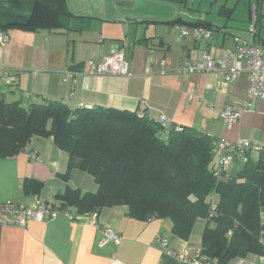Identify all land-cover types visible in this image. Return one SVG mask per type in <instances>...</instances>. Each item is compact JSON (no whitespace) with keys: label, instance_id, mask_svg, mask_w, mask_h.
Here are the masks:
<instances>
[{"label":"crops","instance_id":"0c3cea01","mask_svg":"<svg viewBox=\"0 0 264 264\" xmlns=\"http://www.w3.org/2000/svg\"><path fill=\"white\" fill-rule=\"evenodd\" d=\"M26 1L23 13L0 8V32L9 39L0 46V64L17 75L16 86L7 89L11 100L21 104L57 101L71 110L99 106L133 112L142 108L149 117L162 116L171 124L218 140H248L264 148V100L253 101L234 124L227 125L220 117L226 106L241 107L248 88L246 73L230 82L212 72L178 74L183 62L196 60L203 47L189 36L179 37L182 27L204 24L210 28L207 49L217 60L235 36L259 44L264 60V28L257 39L247 34V12L235 15L234 6L223 4L212 20L200 13L178 26L170 15L150 17L135 10L137 0H45L47 6L39 5L36 11L32 1ZM154 1L177 5L189 0ZM8 23L23 27H1ZM120 50L128 61V75H83L86 61L101 62ZM69 69L77 73L75 84L62 81ZM53 145L51 138L32 137L26 146L29 152L0 159V203L9 200L33 208L41 198L53 207L54 196L66 188L96 192L93 178L75 167L68 171L67 181L59 177L66 172L68 156ZM26 179L42 183L40 189L31 185L26 194ZM127 208H103L96 217L74 220L61 214L44 222L29 221L24 228L0 222V264H187L175 255L184 248L190 256L200 251L205 220L198 219L189 240L184 241L171 234L169 221H139ZM260 217L264 224V206ZM105 228L121 237L118 246L101 245ZM161 234L167 238L165 248L152 244ZM230 264H264V256L249 255Z\"/></svg>","mask_w":264,"mask_h":264},{"label":"trees","instance_id":"16d2710c","mask_svg":"<svg viewBox=\"0 0 264 264\" xmlns=\"http://www.w3.org/2000/svg\"><path fill=\"white\" fill-rule=\"evenodd\" d=\"M31 1L33 11L47 6L45 0ZM26 2L0 0L4 4L0 8L21 11ZM3 96L0 89V159L23 151L32 137L51 138L53 146L68 156L66 172L59 177L67 181L68 171L75 167L97 185L94 193L71 188L57 193L54 210L74 220L124 205L139 221H169L171 234L184 241L189 240L195 222L203 219L198 253L204 262L230 264L249 255L264 256L260 217L264 148L254 152L255 158L249 153L246 162L221 170L218 178L212 153L216 138L194 128L163 124L149 117L147 109L71 110L57 101L23 105ZM31 185L40 189L42 183L26 179V194Z\"/></svg>","mask_w":264,"mask_h":264},{"label":"built area","instance_id":"2783aa9c","mask_svg":"<svg viewBox=\"0 0 264 264\" xmlns=\"http://www.w3.org/2000/svg\"><path fill=\"white\" fill-rule=\"evenodd\" d=\"M250 10V31L252 35L256 33V24L258 20L257 15V0H251ZM177 28H173L175 31ZM179 37L189 36L193 40L203 45L196 60H187L178 70V74L189 75L197 72H212L225 82H230L238 79L241 73L248 75V85L244 98L241 102V107L234 109L231 106H226L220 117L222 121L227 124H234L241 116V112L249 110L255 100H264V60L263 50L256 43H249L239 37H233L232 46L225 50L223 56L218 60L215 59L210 51L207 49V42L211 39L212 31L205 27H182L179 28ZM9 41L8 35L0 32V46H5ZM86 71L84 76L94 75H128L129 66L128 61L122 50L107 55L100 61L89 59L85 63ZM76 72L66 70L63 75V82L75 84ZM84 77V79H86ZM83 79V80H84ZM17 77L12 70L0 64V89L10 88ZM163 124L168 123L167 120L160 116L158 118ZM260 146L253 144L248 140L226 141L218 140L214 142L213 152L214 161L216 163L215 174L220 178L221 170H228L234 165H239L246 162L249 153L260 150ZM24 152H29L28 148H24ZM31 157L35 158V154L30 152ZM36 204L33 208H24L15 205L11 201L0 203V222L6 225H12L20 228L26 227L29 221L44 222L52 219L58 215L65 214L58 212L56 209L50 207L44 199H36ZM103 240L101 245L111 243L118 246L121 242V237L107 228L102 229ZM153 246L165 248L167 245V238L161 234L153 241ZM176 259L187 264H208L202 258H199V253L190 256L187 248H184L175 255Z\"/></svg>","mask_w":264,"mask_h":264},{"label":"rangeland","instance_id":"374dc122","mask_svg":"<svg viewBox=\"0 0 264 264\" xmlns=\"http://www.w3.org/2000/svg\"><path fill=\"white\" fill-rule=\"evenodd\" d=\"M251 0H217V2H214V0H195L193 4H191V0H189L186 4H171L167 2H156L154 0H144V1H134V7L135 10H142L144 13H149L150 17H160L161 15H170V17H173L174 20L178 21L177 24H180L178 26H181V24L186 23V19L191 18L192 15L199 16L200 13L203 16H208V19L212 20L215 17L216 11L218 8L221 7V5H226L229 7H233L235 9V15H240L243 13H248L249 19L247 20L248 24L245 27L247 30V34L252 35V32L250 29V4ZM257 8V15H258V24L255 27L256 29V37L255 39L259 38L260 30L262 32L264 28V24L260 25L261 21L264 23V16H261V13L264 12V0H257L256 7ZM199 11V12H197ZM157 13V14H156ZM262 17V20H261ZM121 19V18H120ZM157 19V18H155ZM261 20V21H260ZM122 23L124 20H121ZM185 25V24H184ZM182 25V26H184ZM157 26V25H152ZM258 34V35H257ZM254 43V41H253ZM257 44V43H256ZM259 45V44H258ZM8 88H2L1 90L5 92V95L3 96L5 100H10L12 98V94L7 91ZM25 104V103H23ZM255 158V157H254ZM96 215H92L91 218L95 217Z\"/></svg>","mask_w":264,"mask_h":264}]
</instances>
